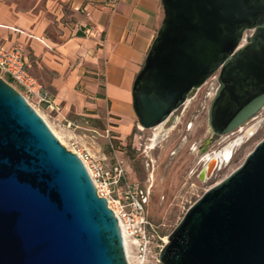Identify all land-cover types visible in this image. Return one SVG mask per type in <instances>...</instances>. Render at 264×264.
<instances>
[{
	"label": "water",
	"instance_id": "obj_1",
	"mask_svg": "<svg viewBox=\"0 0 264 264\" xmlns=\"http://www.w3.org/2000/svg\"><path fill=\"white\" fill-rule=\"evenodd\" d=\"M161 6V25L131 89L138 126L163 124L216 71L211 137L253 119L264 106V0ZM214 165L205 164L207 174ZM158 261L264 264V138L185 211ZM0 264H129L118 221L79 157L1 77Z\"/></svg>",
	"mask_w": 264,
	"mask_h": 264
},
{
	"label": "rangeland",
	"instance_id": "obj_2",
	"mask_svg": "<svg viewBox=\"0 0 264 264\" xmlns=\"http://www.w3.org/2000/svg\"><path fill=\"white\" fill-rule=\"evenodd\" d=\"M84 35L94 37L90 31ZM78 56L80 59L76 64L82 67L83 75L93 76L95 69L89 67L87 59L90 53L87 52L86 57ZM39 71V68L30 69L31 75L42 85L37 76L44 77V74ZM98 84L100 90V77ZM48 93L45 101L31 95H27L26 99L60 144L73 153L86 150L94 157H105L109 163L121 161L126 180L139 186L145 200L146 216L153 226V243L143 264H160V245L167 241L164 237L167 239L185 211L209 187L238 167L264 138L263 106L253 119L239 129L210 140L207 110L214 89L209 98L189 105L191 111L198 109L192 118L185 117L192 121L190 128L185 127L184 116L179 123L166 126L167 119L151 129L140 128L135 117L134 126L128 133L117 130L116 123L107 119L106 104L98 105L97 100L85 94L78 83L68 92H63L62 96L50 90ZM248 129L251 130L243 136ZM240 136L243 139L239 142ZM206 142L207 149L202 152L201 147ZM227 146L232 148L230 160L209 180H199L204 156L220 152ZM130 254L129 264H138L132 248Z\"/></svg>",
	"mask_w": 264,
	"mask_h": 264
},
{
	"label": "crops",
	"instance_id": "obj_3",
	"mask_svg": "<svg viewBox=\"0 0 264 264\" xmlns=\"http://www.w3.org/2000/svg\"><path fill=\"white\" fill-rule=\"evenodd\" d=\"M162 18L161 0H0V44L22 46L29 73L39 68L47 91L62 96L78 83L128 133L133 81ZM87 52L91 77L76 64Z\"/></svg>",
	"mask_w": 264,
	"mask_h": 264
},
{
	"label": "built area",
	"instance_id": "obj_4",
	"mask_svg": "<svg viewBox=\"0 0 264 264\" xmlns=\"http://www.w3.org/2000/svg\"><path fill=\"white\" fill-rule=\"evenodd\" d=\"M0 77L13 87L22 89L20 92L16 88L25 99L31 95L45 101L49 96L48 91L29 73L24 48L20 44H0ZM74 153L85 166L97 195L107 200L118 221L122 240L124 237L127 239L136 261L143 264L153 243V226L146 216L145 200L139 186L126 180L121 161L109 163L105 157H94L86 150Z\"/></svg>",
	"mask_w": 264,
	"mask_h": 264
},
{
	"label": "flooded vegetation",
	"instance_id": "obj_5",
	"mask_svg": "<svg viewBox=\"0 0 264 264\" xmlns=\"http://www.w3.org/2000/svg\"><path fill=\"white\" fill-rule=\"evenodd\" d=\"M218 79H219V71H216L211 76H209L206 79V81L201 86L193 89L190 92V94L188 95V97L185 100V102L182 105H180L171 114L166 126H171L173 124V122L179 123L180 122V118L182 116H184L183 117L184 125H185L186 128H190L192 126V123H191L192 121L190 119H188V118L186 119L185 117L186 116H190V118H192L194 116V114L198 112V109H195V110L191 111L189 105L194 104L198 100L201 101L202 98H203V100L209 98L210 94H211V91L214 89V93L212 94V98H213V96L215 94V91H216V89H217V87L219 85ZM212 98L210 99V103H211ZM198 103H200V102H198ZM208 108H209V106H208ZM207 114H208V110H207ZM177 118H178V120H176ZM176 123H175V125H176ZM210 137H211V135H210ZM214 139H216V138H212V137L210 138V140H214ZM229 148H230V150L228 151V154L226 156H224L223 159H221V160L218 159L215 162V165H214V167H213V169H212L210 174H207L206 167H205V161H204L203 169H202V171L200 172V174L198 176L199 180H202V182L209 180L210 178L213 177V175L215 174L216 171L221 169V167H222V165L224 163H227L230 160L232 148H231V146ZM206 149H207V142H206V144H204L201 147L202 152H204ZM222 151L224 152V149Z\"/></svg>",
	"mask_w": 264,
	"mask_h": 264
},
{
	"label": "bare ground",
	"instance_id": "obj_6",
	"mask_svg": "<svg viewBox=\"0 0 264 264\" xmlns=\"http://www.w3.org/2000/svg\"><path fill=\"white\" fill-rule=\"evenodd\" d=\"M250 130H251V129H248V130L244 133L243 136H245V135L248 133V131H250ZM243 136H240V137L238 138L237 141L240 142V141L243 139ZM229 147H230V146L224 148V152H223V151H220V152L214 153L213 155H212V154H206V155L204 156V158H203L204 161H205V164H206V165H207V164L210 165V164L215 163L218 159H219V160L223 159L224 156H226V155L228 154V151L230 150ZM209 162H211V163H209ZM166 240H167L166 237H164V241H166ZM123 244H124V249H125L126 259H127L128 263H129V259H130V256H131V254H130V247H129L128 242H127V239H126L125 237L123 238Z\"/></svg>",
	"mask_w": 264,
	"mask_h": 264
},
{
	"label": "trees",
	"instance_id": "obj_7",
	"mask_svg": "<svg viewBox=\"0 0 264 264\" xmlns=\"http://www.w3.org/2000/svg\"><path fill=\"white\" fill-rule=\"evenodd\" d=\"M10 82V81H9Z\"/></svg>",
	"mask_w": 264,
	"mask_h": 264
}]
</instances>
